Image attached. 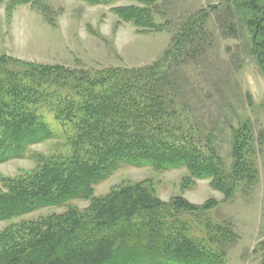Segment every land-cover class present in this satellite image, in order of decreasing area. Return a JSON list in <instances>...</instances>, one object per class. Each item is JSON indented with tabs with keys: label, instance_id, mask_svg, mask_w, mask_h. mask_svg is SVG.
Listing matches in <instances>:
<instances>
[{
	"label": "trees",
	"instance_id": "1",
	"mask_svg": "<svg viewBox=\"0 0 264 264\" xmlns=\"http://www.w3.org/2000/svg\"><path fill=\"white\" fill-rule=\"evenodd\" d=\"M43 1L10 0L7 11L18 6L42 9ZM79 1L108 6L116 0ZM131 1L141 7H114L111 12L142 31L162 28L154 22L150 0ZM230 1L264 75V0ZM207 15L203 11L189 17L163 56L142 68H69L0 55V163L23 159L31 146L54 139L43 110L74 131L66 142L69 152L36 155L34 169L0 178V221L73 200L89 204L1 231L0 264L225 263L223 251L209 241L228 242L232 235L227 233L233 232H222L203 216L215 201L202 206L181 197L162 202L146 181L94 195V187L122 166L185 169L183 187L209 180L228 200L240 184L255 180L256 169L247 157L249 127L233 130V161L226 171L211 137H199L180 92L183 64L203 50ZM190 220L204 223L209 240L191 235Z\"/></svg>",
	"mask_w": 264,
	"mask_h": 264
},
{
	"label": "rangeland",
	"instance_id": "2",
	"mask_svg": "<svg viewBox=\"0 0 264 264\" xmlns=\"http://www.w3.org/2000/svg\"><path fill=\"white\" fill-rule=\"evenodd\" d=\"M0 55L20 62L62 65L69 68L136 69L159 60L172 44L173 37L192 15L207 13L205 40L199 54L187 57L179 72L183 102L195 118L199 137L210 140L221 157L225 170L232 165L233 130L249 127L248 159L256 169L251 184L243 182L228 200L214 190L209 180H196L183 187L185 169L158 172L151 168L122 166L107 180L94 187L95 196H106L122 185L149 182L162 202L181 197L202 206L216 205L205 215L231 236L228 242L209 241L223 251L224 264H260L264 246V75L249 51L248 31L239 20L230 0H150L159 31H142L120 21L114 7H141L131 0H116L111 5L89 6L79 0H44L42 9L15 7L0 0ZM196 54V53H195ZM186 112V114H190ZM55 133L52 140L33 145L23 159L0 163V178H14L37 165L34 156L58 155L70 151L67 140L74 131L62 127L54 116L42 111ZM86 201H70L60 207L43 208L11 220L0 221V232L22 222H34L65 212L70 207L83 210ZM190 233L202 242L204 223L190 220ZM220 230V229H219ZM221 232V233H222Z\"/></svg>",
	"mask_w": 264,
	"mask_h": 264
}]
</instances>
